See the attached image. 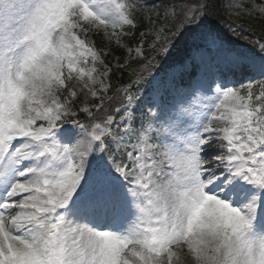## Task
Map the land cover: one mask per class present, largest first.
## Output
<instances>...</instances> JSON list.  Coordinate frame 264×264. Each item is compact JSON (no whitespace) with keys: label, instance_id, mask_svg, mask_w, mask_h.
Wrapping results in <instances>:
<instances>
[{"label":"snow or ice","instance_id":"6c2138e0","mask_svg":"<svg viewBox=\"0 0 264 264\" xmlns=\"http://www.w3.org/2000/svg\"><path fill=\"white\" fill-rule=\"evenodd\" d=\"M147 7L0 0V264H264V42L182 4L108 95L87 33Z\"/></svg>","mask_w":264,"mask_h":264},{"label":"rangeland","instance_id":"374dc122","mask_svg":"<svg viewBox=\"0 0 264 264\" xmlns=\"http://www.w3.org/2000/svg\"><path fill=\"white\" fill-rule=\"evenodd\" d=\"M165 0H140L141 4H149V5H155V7H147V8H139L140 14L143 15V20L145 21V28L144 31L137 33V26L135 28H131L128 26H125L123 29L117 28L115 29V33L113 34V29L109 28L107 34H105L104 30H100L99 33H102L107 42L112 44V50L109 52L99 53L101 60L103 61V65H107L109 68L115 67L119 65L122 62H130L134 60H140L136 57L135 49L138 46H141V42L143 41L142 47L145 51H149L152 56H154V51L149 47L154 39H155V31L158 29L161 25H166L168 28L169 23H173L176 25L179 24L181 16V10L180 5L182 4H190L194 5L196 4L197 0H176V15L175 18H173L172 15H165V10L168 9L169 4L162 3ZM232 3L236 4V7H231V10L238 9V11H243L246 9L247 5H249V10L252 11L254 14H257L264 18V0H232ZM172 5V4H171ZM224 28L227 27V25L222 24ZM236 26L238 28V24L236 23ZM235 26V28H236ZM171 29V28H169ZM175 29V28H174ZM172 29V30H174ZM92 32V31H89ZM141 33H144L142 36ZM247 43L256 45L257 41H251L249 38H244ZM160 44H163V39L160 40ZM159 46V45H158ZM129 49L132 51L130 52ZM125 62L123 65H125ZM100 64L99 61L96 63V67L98 69L97 75H101L104 72V67ZM91 66V65H89ZM109 75L105 77L107 82H109ZM257 89H260L257 84L254 86L253 91L257 93ZM259 91V90H258ZM109 95V93H108ZM90 97V96H89ZM95 101V100H94ZM94 103H98V101H95ZM219 126V125H217ZM184 264H188L187 261L184 262Z\"/></svg>","mask_w":264,"mask_h":264},{"label":"trees","instance_id":"16d2710c","mask_svg":"<svg viewBox=\"0 0 264 264\" xmlns=\"http://www.w3.org/2000/svg\"><path fill=\"white\" fill-rule=\"evenodd\" d=\"M208 3H209V8L211 10V12L215 15L214 17H217V18H220L222 17V7H223V2L221 0H208ZM223 14H225V11H223ZM242 19H243V23H245V21H247V16L244 14L242 16H240ZM256 26V27H254ZM250 29L255 31V32H258L257 34H264V26L263 25H260V28L259 26L254 23L253 25H250ZM120 76L119 77V81L122 79V81H124L126 83L127 80L130 79V77L127 76V71L126 70H119V74L117 71L114 72V77H117V76Z\"/></svg>","mask_w":264,"mask_h":264}]
</instances>
